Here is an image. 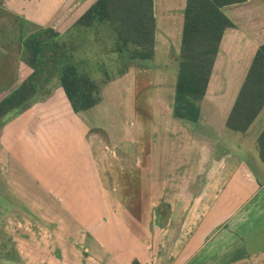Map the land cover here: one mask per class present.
Instances as JSON below:
<instances>
[{"label":"crops","instance_id":"1","mask_svg":"<svg viewBox=\"0 0 264 264\" xmlns=\"http://www.w3.org/2000/svg\"><path fill=\"white\" fill-rule=\"evenodd\" d=\"M2 1L14 19L64 35L99 0ZM153 4L156 39L150 67H131L104 87L101 103L88 111L75 113L60 87L29 109L22 136L33 142L30 151L40 161L25 167L41 197L27 196L11 175L5 155L14 123L4 128L0 169L7 189L40 222L17 228L20 233L9 238L14 250L3 259L0 253V263L264 264V162L258 148L264 109L246 133L227 127L264 45V0L223 9L235 28L223 36L195 128L173 114L187 0ZM6 54L0 45V98L29 73L22 59L17 81L3 74ZM128 92L135 97L132 111L117 106ZM93 129L106 132L111 143L99 144L101 133ZM120 145L136 151L135 163L127 158L107 162L104 171L114 168L121 174H104L98 152ZM103 183L118 191L101 192L98 184Z\"/></svg>","mask_w":264,"mask_h":264},{"label":"trees","instance_id":"2","mask_svg":"<svg viewBox=\"0 0 264 264\" xmlns=\"http://www.w3.org/2000/svg\"><path fill=\"white\" fill-rule=\"evenodd\" d=\"M246 1L187 0L173 106L176 119L193 124L199 122L201 103L223 36L227 29L235 28L223 9ZM2 3L0 0L1 14L5 11ZM19 19L23 30L29 22ZM100 27H108L116 37L113 53L119 54V63L126 66L120 71L121 77L127 74L131 63H137L138 67H150L155 56L156 39L153 0H99L69 30L67 37H73V31L78 28L92 30ZM20 41L27 54L23 60L29 73L17 88L0 98V122L7 115L29 106L33 98L39 99L40 92L46 91L56 80L55 86L64 90L75 113L88 111L101 103L100 85L87 68V61L76 59L77 44L74 40L62 42L61 34L54 29L38 28L27 37L21 35ZM103 73L109 77L104 67ZM51 93L48 92L42 99L46 100ZM263 109L264 45L254 58L227 122L228 129L246 133ZM258 148L264 162V131L259 138Z\"/></svg>","mask_w":264,"mask_h":264},{"label":"rangeland","instance_id":"3","mask_svg":"<svg viewBox=\"0 0 264 264\" xmlns=\"http://www.w3.org/2000/svg\"><path fill=\"white\" fill-rule=\"evenodd\" d=\"M2 8V7H1ZM6 9L4 13L1 14L0 12V45L3 48V51H5L6 59L3 60L1 64V70L3 71V74L10 75L14 78H16L17 81V75H18V64L22 59H25L27 57V54L24 51L22 42L20 41V36L25 35L26 37L32 33V31H37L38 26L34 24H27L21 30L22 26L20 25L21 21L20 19H14L16 18L11 10L8 8L3 7ZM7 12H10L9 17H4V14H8ZM14 16V18H13ZM46 17V15H45ZM18 18V17H17ZM25 20V18H23ZM28 22V20H25ZM39 28H47V27H39ZM73 37H71L68 33L61 35L62 42H70L71 40H74L77 44V51H76V59L77 60H86L87 61V68L92 71L93 77L96 79V81L100 85L101 92L103 91L104 87L108 85L110 82L115 81L121 77L120 71L125 69L126 66L121 65L119 63L120 55L113 53V50L115 48V38L114 33L111 29L108 27H100L99 29H92L88 30L85 28H78L75 31H73ZM3 54V53H2ZM24 61V60H23ZM137 63H131V67H137ZM127 66V67H128ZM103 67L105 71H108L109 77H107L106 74L103 73ZM129 68V69H130ZM129 71V70H128ZM57 80L54 81L48 88H46V91L40 92L37 99L36 97L33 98L26 108H20L17 112H13L9 115H7L3 121L0 122V142L1 137H3V130L5 127L11 126L12 123H14L13 127V133L12 136L9 135L7 146L9 149L6 151L5 160L10 169L11 175L20 183V189L24 187V193L32 198L36 193L40 197L42 196L40 190L37 188V183L33 180L32 174L28 171V169L25 167V164H33V161H40L38 158L35 157L34 152L30 151V148L32 147L33 142L30 139L23 138L22 134L25 132L23 131L25 124L30 119L31 114L29 113V109L32 108L34 105H36L39 102H42V98H44L45 95H47L48 92H54V89L57 87L55 86L57 84ZM13 87V86H10ZM135 91V90H134ZM1 92V91H0ZM136 92V91H135ZM46 93V94H45ZM51 93V94H52ZM131 94V95H130ZM126 93L120 97V100L117 103V106L121 107L123 106L125 110L127 108H130L131 111L136 107V104L133 103L134 95L132 93ZM49 97H46V100ZM45 99V98H44ZM130 99L131 102L128 100ZM39 100V101H38ZM38 101V102H36ZM44 101V100H43ZM36 102V103H34ZM127 107V108H126ZM118 109V110H119ZM124 110V111H125ZM112 119V118H111ZM100 123H110L106 119L99 120ZM96 125L99 126V123ZM191 127L195 128L196 124L189 123ZM29 128V126H27ZM32 130V129H31ZM98 130L101 134H99V138L103 142H99V144H110V137L106 132H103L99 129H93V131ZM24 132V133H23ZM230 135V134H229ZM228 133L225 134L224 139L228 141L229 136ZM23 138V139H22ZM116 142V141H114ZM228 145L234 149L235 143L228 142ZM131 146V145H130ZM0 143V149H2ZM113 151H99L98 152V158L103 164L102 170L104 171L106 167V163L115 162L122 158L129 159L130 164L135 163L137 159V153L132 150L131 147H127V145H124L121 147L114 148ZM129 149V150H128ZM136 158H135V157ZM110 158H113L112 160H109ZM18 159H20L22 164H19ZM41 164L37 163L35 167L41 171ZM33 168V167H32ZM9 169V168H8ZM112 169H108L107 171H104V174L106 175H119L121 172L112 171ZM129 169H133L132 166L129 167ZM121 170V169H120ZM3 171L0 169V253L2 255V259L4 256H8L9 254H6V252H9L11 250H14V247L11 245V239L13 238L12 234L15 235L20 233V230L16 231L17 228H22L24 225H29V223L32 222V225H35L36 223L40 222V218L36 215L31 214L28 212L26 205L24 201H21L17 199V197L14 194H11V192L7 189V183L3 176ZM99 190L101 192H112V191H118L116 188V185L112 183H103L98 184ZM36 192V193H35ZM115 203L120 202L119 199H112ZM111 200V201H112ZM40 201V200H39ZM106 201V200H105ZM116 206V205H115ZM3 244L6 245V249H3ZM0 264H9V262H1ZM16 264H25L22 262L16 263Z\"/></svg>","mask_w":264,"mask_h":264}]
</instances>
